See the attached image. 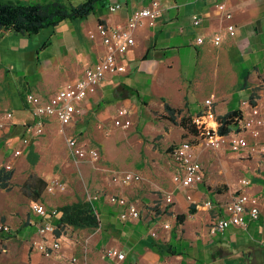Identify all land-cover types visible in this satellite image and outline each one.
Masks as SVG:
<instances>
[{
    "label": "crops",
    "instance_id": "1",
    "mask_svg": "<svg viewBox=\"0 0 264 264\" xmlns=\"http://www.w3.org/2000/svg\"><path fill=\"white\" fill-rule=\"evenodd\" d=\"M49 1L66 4L61 0L27 3ZM151 1L98 2L87 18L65 20L31 36L0 31L1 71L6 72L11 81H21L26 93L47 102L65 85L81 79L85 70L104 55L105 46L97 33L98 24L125 27L130 15ZM156 1L160 3L161 13L155 25L149 26L146 21L140 23L133 30L134 45L118 56V62L124 65L125 71L107 75L94 93L76 104L74 118L66 126L68 136L58 133L65 135L66 141L71 137L78 141L85 134L83 128L77 127L78 123H115L122 109L128 110V117L130 113L133 117L136 115L137 122H144V127L156 121L154 112L160 113L159 118L163 119L161 115H166V103L182 110L177 121L184 115L194 119L203 111L207 112L205 101L208 99L212 104L208 116L203 117L205 123H212L214 118L236 110L246 116L249 105H257L264 111V0ZM218 4L225 5L232 15L230 19L218 10ZM115 5L120 8L110 11L109 8ZM194 18L200 19L199 25L193 24ZM229 24L235 26V36L227 33ZM217 33L222 35L219 46L211 41ZM198 37L204 38L203 44L197 43ZM238 95L240 100L234 108ZM24 114L18 112L17 116L22 118ZM29 115H32L30 107ZM44 120L43 132L47 123L60 125L55 117H45ZM28 125L20 126L12 117L10 125L0 128L6 132L15 127L21 129L19 135L15 134L10 139V150L3 154L9 159L6 165L12 167L16 158L13 157L12 146L20 143ZM76 128L78 131L75 133ZM250 140L255 145L264 144V137ZM84 146L98 151L93 146ZM196 158L202 166L201 183L190 188L176 186L173 176L179 170L174 162V172L167 184L169 191L161 199L148 194L139 202L121 193L107 194L103 210L97 209L100 226L91 234L84 229L72 230L58 225L60 214L52 219L53 233L42 237L38 233L41 221L37 223L34 215H30L17 231L16 239H35L47 246L59 243V250L50 257L35 251L33 260L36 264H112L104 256V250L110 247L125 254L123 264H264V151L257 149L255 156L248 161L251 164L245 166L243 175L248 184H235L224 191L203 184L206 169L198 151ZM254 164L255 169L252 167ZM143 170L137 167L132 173L140 176ZM109 184L113 190H118L113 186H121L113 183L111 178ZM153 185L163 190L159 184ZM146 188L150 190L148 185ZM241 193L257 198L258 218L246 217L242 227L229 226L223 232L211 234L210 226L226 217L223 205ZM110 195L127 199L139 211V219L120 221V208L108 202ZM168 195H171V203L165 201ZM208 201L214 203L212 208L205 205ZM178 216H183V219L178 221ZM28 226L35 228L34 233L20 236L19 231ZM73 258L76 262H72Z\"/></svg>",
    "mask_w": 264,
    "mask_h": 264
},
{
    "label": "rangeland",
    "instance_id": "2",
    "mask_svg": "<svg viewBox=\"0 0 264 264\" xmlns=\"http://www.w3.org/2000/svg\"><path fill=\"white\" fill-rule=\"evenodd\" d=\"M21 1L27 3L36 0ZM61 1L66 4L73 2L72 4L75 5L83 0ZM25 89L21 81H11L8 74L1 71L0 66V121L6 113H12L13 120L15 118L20 126L33 122V116L29 115V105L26 101L30 92L26 93ZM239 100L238 95L234 108H237ZM18 112L25 113L24 117L19 118ZM132 114L129 115L131 124L128 128L117 126L115 123L77 124V127L83 128L85 132L78 141L84 145L93 146L99 151V157L95 161L73 158L66 145L67 137L64 138L65 135L68 136L66 126H56L55 123H47L43 134L33 136L23 134L20 137V143L12 146L13 157L16 158L10 168V171H13L11 189L9 191L0 189V224L9 226L11 231L7 234L0 233V264H36L33 254L35 251L41 253L38 245H44L45 242L41 243L35 239L26 241L16 239L17 231L22 228L26 219L33 215L30 207L35 201L43 203L50 210L58 209L63 205L93 202L95 208L102 211L103 201H106L105 196L112 192L121 193L130 199L132 197L139 202L148 194H155L156 199H161L162 195L169 191L167 184L174 172L172 148L184 141L194 143V155L196 156L198 151L206 169L203 184L213 189L219 187L224 191L235 184L243 185L246 164H251L248 161L255 156L257 149L262 148L264 151V144L255 145L250 139L248 149L244 151H232L227 141H223L218 149H208L196 139V136L160 119V113L154 112L156 121L148 123L145 127V123L137 122L136 115L133 117ZM84 124L85 127H83ZM207 124L216 130L218 128L216 118L212 123ZM77 131L78 128L75 129V133ZM20 132L19 127L8 132L0 130V167H5L9 160L3 154L7 149L10 150L8 145L10 139L15 134L19 135ZM27 145L29 146L23 149ZM137 167L144 168L143 172L139 173L141 180L138 183L129 187L115 185L113 187L118 190L112 189L109 180L113 173H132L136 172ZM252 167L255 169L256 165ZM35 179H41L46 183L38 200L28 186L34 183ZM153 184H159L163 190ZM147 185L150 190H147ZM33 219L37 223L41 221L35 215ZM84 230L91 234L97 228ZM34 231L33 226H28L20 230L19 235L33 234ZM42 258L45 259L43 256Z\"/></svg>",
    "mask_w": 264,
    "mask_h": 264
},
{
    "label": "built area",
    "instance_id": "3",
    "mask_svg": "<svg viewBox=\"0 0 264 264\" xmlns=\"http://www.w3.org/2000/svg\"><path fill=\"white\" fill-rule=\"evenodd\" d=\"M218 10L224 14L226 19L232 17L231 13L226 10L224 4H218ZM120 8L119 5L111 6L110 11L114 12ZM160 3L156 0L151 1L148 6L134 11L128 18L125 27H108L104 24L97 25V33L102 39L105 46L104 55L95 63L94 66L85 70L81 79L68 83L59 91H57L47 102L32 93L27 95L26 101L29 105L33 122L24 128V135H40L43 133L45 117H55L61 126L71 124L76 111V104L83 101L89 94L96 91L107 75H116L125 71L124 65L118 62V56L128 51L135 43L133 30L142 22L146 21L149 26H154L157 18L160 16ZM195 26L200 24V19L194 18ZM229 36H235V26L229 24L226 29ZM215 46H219L222 41V35L217 33L211 38ZM198 44L204 43L203 37L197 38ZM211 100L205 101L207 112H202L194 118V122L199 124L201 132L196 139L200 140L202 145L208 149H218L223 141H227L232 151H240L249 146V139L259 140L264 136V111L257 105H249V114L239 120L238 125L226 135H219L218 131L213 127L205 124L203 117L208 116ZM128 110L122 109L118 112V118L115 125L128 128L131 121L128 117ZM12 113H6L0 121V128L10 125ZM67 146L73 158L77 160L89 159L95 161L99 157V153L94 148L86 147L79 144L75 138L67 139ZM195 145L192 141H184L174 146L171 151L172 158L178 166V172L173 176V182L176 186L182 188H190L193 185L203 181V172L200 162L194 155ZM19 153V152H17ZM11 166L6 165L5 169L10 170ZM141 177L136 173H118L112 174L111 181L121 186H129L133 182H138ZM242 184H248L246 180ZM165 201L171 203V195L166 196ZM108 202L117 205L120 208L118 214L119 220L122 222L133 221L139 219L140 213L136 207L130 204L127 199L110 195ZM205 205L209 208L214 206L212 201H208ZM33 215L41 219L38 226V233L45 237L48 233H53L55 219L61 213L57 210L49 211L46 206L35 201L30 207ZM225 218L216 220L210 226V233L223 232L229 226L242 227L245 225L246 217L256 220L259 215L258 200L255 197L241 193L232 197L230 201L223 205ZM167 228V226L165 227ZM11 229L5 224H0V233H10ZM44 243V242H41ZM37 245V244H36ZM38 248L45 257H50L54 252L58 251L60 245L53 242L49 246L39 244ZM104 256L112 262V264H123L125 254L115 248H106ZM72 262H76L73 258Z\"/></svg>",
    "mask_w": 264,
    "mask_h": 264
},
{
    "label": "trees",
    "instance_id": "4",
    "mask_svg": "<svg viewBox=\"0 0 264 264\" xmlns=\"http://www.w3.org/2000/svg\"><path fill=\"white\" fill-rule=\"evenodd\" d=\"M105 0H84L77 5H66L59 1L42 3H24L19 0H0V31H12L22 35H35L46 28H53L65 20H78L87 18L93 13L96 3ZM161 118L167 119L173 124L179 125L187 133L198 136L201 132L199 124L194 122L191 116H182L181 109H175L165 104ZM243 117L240 110L228 112L216 118L218 134L226 135L233 127L238 125ZM207 124V123H205ZM13 171L0 167V189L9 191ZM35 194V199H40L46 186L45 181L35 179L28 185ZM61 215L58 225L74 229H95L100 226V213L92 202H81L72 205H63L57 209ZM183 216H178L180 221Z\"/></svg>",
    "mask_w": 264,
    "mask_h": 264
}]
</instances>
